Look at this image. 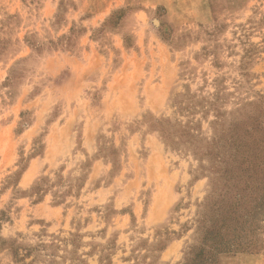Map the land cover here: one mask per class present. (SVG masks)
I'll return each mask as SVG.
<instances>
[{"label":"rangeland","instance_id":"rangeland-1","mask_svg":"<svg viewBox=\"0 0 264 264\" xmlns=\"http://www.w3.org/2000/svg\"><path fill=\"white\" fill-rule=\"evenodd\" d=\"M0 264H264V0H0Z\"/></svg>","mask_w":264,"mask_h":264}]
</instances>
